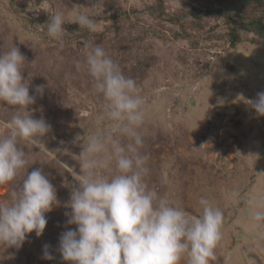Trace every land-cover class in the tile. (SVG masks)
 Here are the masks:
<instances>
[{
  "label": "rangeland",
  "instance_id": "rangeland-1",
  "mask_svg": "<svg viewBox=\"0 0 264 264\" xmlns=\"http://www.w3.org/2000/svg\"><path fill=\"white\" fill-rule=\"evenodd\" d=\"M163 2L165 12L157 16L150 9L158 0H0V54L16 46L26 57L24 76L32 73L29 92L36 96L29 111L51 125L44 138L50 151L21 142L29 165L0 186V202L34 169L43 170L60 202L45 214L42 236L28 234L20 248L0 244V264H70L58 249L61 234L77 227L67 224L65 215L77 183L73 173H80L83 141L77 137L110 128L106 120L97 124L103 98L94 91L92 77L76 69L88 40L104 47L145 99L138 131L140 152L148 157L149 187L196 217L202 214L201 197L222 209L223 238L212 264H264V227L254 226L249 203L264 198V116L250 104L264 92V36L241 24L264 15V6L223 0L232 3L229 20L189 13L192 6L215 9L218 0ZM54 13L66 20L63 47L47 35L46 23ZM79 13L88 14L100 30L80 29L75 23ZM233 26L242 34L235 47ZM39 85L45 86L43 97L35 92ZM13 112L0 103V125ZM121 141L127 143L124 137ZM45 245L54 259L44 258Z\"/></svg>",
  "mask_w": 264,
  "mask_h": 264
},
{
  "label": "clouds",
  "instance_id": "clouds-1",
  "mask_svg": "<svg viewBox=\"0 0 264 264\" xmlns=\"http://www.w3.org/2000/svg\"><path fill=\"white\" fill-rule=\"evenodd\" d=\"M65 23L62 13L50 15L46 23L47 35L61 47L68 33ZM75 23L90 33L100 30L88 14H77ZM82 53L84 59L76 61V69L92 77L94 91L103 98L97 124L106 120L110 128L77 137V142L83 141L80 173H73L77 183L67 205L71 212L65 213L67 224L77 227L60 236L58 250L63 259L70 264H212L223 238L222 209L201 197L202 214L196 217L149 187L145 181L148 157L140 152L143 140L138 131L145 118V99L135 80L123 74L102 45L84 41ZM25 61L16 46L0 54V103L14 110L0 125V186L13 182L29 165L21 142L40 152L50 151L44 138L51 125L43 117L33 118L29 111L36 96L29 92L33 75L29 72L25 78ZM44 91V85L35 87L41 97ZM250 104L264 116V92ZM56 163L70 168L58 158ZM59 203L43 170L27 171L19 189L0 202V244L20 248L28 234L42 236L45 214ZM249 203L254 226L264 227V198ZM49 247L44 246V258L52 260Z\"/></svg>",
  "mask_w": 264,
  "mask_h": 264
},
{
  "label": "trees",
  "instance_id": "trees-1",
  "mask_svg": "<svg viewBox=\"0 0 264 264\" xmlns=\"http://www.w3.org/2000/svg\"><path fill=\"white\" fill-rule=\"evenodd\" d=\"M235 1V0H234ZM238 1V0H237ZM241 4H247V3H253L257 2L258 5H263L264 6V0H239ZM220 3V6L212 9L208 8L205 12H203L201 9L192 6L191 9L189 10V13L192 14L195 17H200L202 14H217L221 15L224 17H228L229 20H232L231 17V8H232V3L227 2L226 4L223 3V0H218ZM242 8H237L239 10ZM240 10V11H241ZM151 13L157 16H162V14L165 12L164 10V2L163 0H158L157 7H151L150 9ZM238 11L239 13H242ZM249 17V16H248ZM245 18V17H244ZM247 21H244V23H241L242 25H245L244 28L253 32L254 34L258 36H264V15H256L253 16L250 19H246ZM242 34L240 30H238L237 26H233L231 29V46L235 47L242 39Z\"/></svg>",
  "mask_w": 264,
  "mask_h": 264
}]
</instances>
